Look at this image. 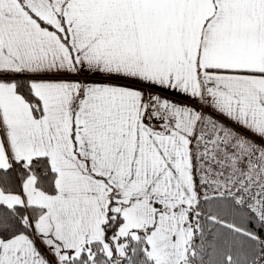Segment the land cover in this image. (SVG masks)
<instances>
[{
    "label": "snow or ice",
    "instance_id": "snow-or-ice-1",
    "mask_svg": "<svg viewBox=\"0 0 264 264\" xmlns=\"http://www.w3.org/2000/svg\"><path fill=\"white\" fill-rule=\"evenodd\" d=\"M0 264H264V0H0Z\"/></svg>",
    "mask_w": 264,
    "mask_h": 264
}]
</instances>
